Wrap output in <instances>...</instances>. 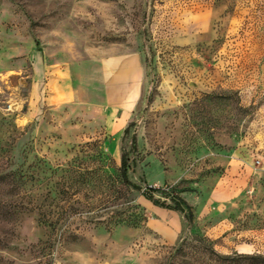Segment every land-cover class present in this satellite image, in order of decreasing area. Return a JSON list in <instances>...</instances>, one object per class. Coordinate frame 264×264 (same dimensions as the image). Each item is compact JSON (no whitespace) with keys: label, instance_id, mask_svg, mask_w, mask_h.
<instances>
[{"label":"rangeland","instance_id":"rangeland-1","mask_svg":"<svg viewBox=\"0 0 264 264\" xmlns=\"http://www.w3.org/2000/svg\"><path fill=\"white\" fill-rule=\"evenodd\" d=\"M0 264H264V0H0Z\"/></svg>","mask_w":264,"mask_h":264},{"label":"trees","instance_id":"trees-1","mask_svg":"<svg viewBox=\"0 0 264 264\" xmlns=\"http://www.w3.org/2000/svg\"><path fill=\"white\" fill-rule=\"evenodd\" d=\"M127 130L128 129H126L125 132ZM122 166H123V176L125 177L126 181L130 182L128 179V161H127V157L125 154H123ZM156 192L164 193L166 195L168 194L165 192L164 189H162L160 187H150L148 189V192L145 193V195L147 196V198H150L157 205L165 206V207H168L170 209H174V210H178V211L182 212L188 223H192L194 221L195 213H194L193 207L185 198H183L180 195H171L170 198L174 203V205H172V204L166 203L165 201H162L160 198H156L155 197ZM203 240H209V239L204 238ZM217 255L222 260L227 259V256H221L219 254H217Z\"/></svg>","mask_w":264,"mask_h":264},{"label":"crops","instance_id":"crops-1","mask_svg":"<svg viewBox=\"0 0 264 264\" xmlns=\"http://www.w3.org/2000/svg\"><path fill=\"white\" fill-rule=\"evenodd\" d=\"M154 204H155V203H154ZM171 210H174V209H171ZM175 227H176L177 229H181L180 223H176Z\"/></svg>","mask_w":264,"mask_h":264}]
</instances>
